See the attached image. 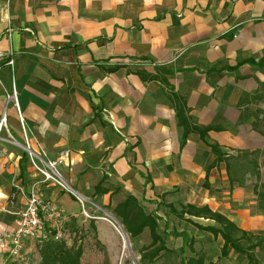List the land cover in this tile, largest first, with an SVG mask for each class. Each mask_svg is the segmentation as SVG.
I'll list each match as a JSON object with an SVG mask.
<instances>
[{"label": "crops", "instance_id": "1", "mask_svg": "<svg viewBox=\"0 0 264 264\" xmlns=\"http://www.w3.org/2000/svg\"><path fill=\"white\" fill-rule=\"evenodd\" d=\"M9 52L13 67L0 61V232L15 227L32 186L75 217L60 203L76 200L22 162L21 121L47 159L69 153L61 171L72 189L114 207L134 197L168 249L192 232L167 205L207 206L247 230L246 182L230 183L223 163L204 182L216 159L208 144L229 155L264 146V0H0V53ZM13 90L18 109L7 101ZM170 92L193 125L222 131L190 133L182 145ZM102 182L108 194L94 197ZM96 231L102 239L98 221Z\"/></svg>", "mask_w": 264, "mask_h": 264}, {"label": "trees", "instance_id": "2", "mask_svg": "<svg viewBox=\"0 0 264 264\" xmlns=\"http://www.w3.org/2000/svg\"><path fill=\"white\" fill-rule=\"evenodd\" d=\"M137 75L144 82L159 81L161 84L167 86L166 81L163 78H159L158 76L148 75L144 72H137ZM168 96L174 104L178 125L183 130L182 145L185 143L186 137L190 133H196L202 140H204L208 132L222 131L221 127H200L193 125L190 122L188 116V108L186 107L185 102L173 92H170ZM257 98L259 97H254L252 99L255 100ZM246 104V98L242 97L238 103V107L241 108ZM244 117L245 114H242L241 119L243 120ZM208 146L210 147L212 153L216 156V159L207 169L204 186H209L207 180L208 173L212 169L219 167V165L222 163L225 165L229 182L237 183L239 186H244V174H239L238 170L240 168L239 161L241 157L238 155H229L228 153L224 152L218 145L208 144ZM261 154V151L255 150L249 155L245 156L246 158H248L249 156L256 157ZM26 160L27 155L25 152H22V162ZM250 163L252 165L253 175L258 179L259 167L257 164V159L253 158ZM108 192L109 191L103 187L102 182L94 188L93 196L100 197L108 194ZM253 193L256 196L257 200L264 202V193L258 192L256 185L254 186ZM167 207L169 208L170 214L176 216L179 220L185 222V224L193 226L198 231L211 233L215 238L219 236L223 242L220 248V257L227 258L230 251H233L238 258L245 259L246 264H260L256 256V249L260 248L262 244H264V242L261 241V238L259 236L252 235L238 228L236 224L229 220L225 215L219 212H214L207 206L196 207L188 204L181 205L178 211L172 205H167ZM112 214L116 219L119 220L124 231L130 239L138 238L145 229L148 230L150 243L139 249V260L137 264H155L162 257L178 256L174 249H168L165 246L164 239H162L157 234V224L155 217L150 214H146L144 208L134 197L128 196L124 201L118 203L113 208ZM186 216L189 218L210 220L214 222L218 226V228L202 227L193 222L191 219H187ZM70 227H72L71 231L75 233L77 232V230L74 231V218L72 219L71 223H63L62 225L63 229H67ZM89 228L91 231L96 233L94 221H90ZM177 236L182 238L184 241V244L178 249L180 255L179 264H205V256L194 250V242L188 237V235L186 233H180ZM185 246L192 254V256L185 257ZM83 253L84 251L82 245H77L76 241L71 246H68L65 241H50L39 245L40 264H82L81 259Z\"/></svg>", "mask_w": 264, "mask_h": 264}, {"label": "rangeland", "instance_id": "3", "mask_svg": "<svg viewBox=\"0 0 264 264\" xmlns=\"http://www.w3.org/2000/svg\"><path fill=\"white\" fill-rule=\"evenodd\" d=\"M260 148L261 149L259 151H261L262 154L256 157L249 156L246 158L245 155H249L251 153L249 151L233 155H238L241 157L239 161L240 168L238 170L239 174H244L247 187L246 191L248 192L247 203H245L246 205L243 204V208L241 209H246V211H248L247 217H244V219H247L248 222L245 227L247 229L246 232L255 236H259L261 241L264 242V202L257 200L253 193L255 185L257 186L258 192L264 193V146ZM253 158L257 159V164L259 167L258 179L253 175L252 172V165L250 161L253 160ZM86 202H84V207H82L78 201L76 202L71 200L68 195L63 196L60 203L61 207L68 213H75V217L70 216V218L64 214V222L69 224L74 218V231L77 230V232L75 233L71 231L72 227L64 229L63 231L67 234H64L62 241H65L68 246H71L75 241L77 245H82L84 251L81 259L82 264H134V261L137 263L139 260V249L150 243L149 234H143L139 239H130L128 237L129 244L127 245L126 243L124 247V241L121 235H119L114 227L109 223L111 222L114 224V226H118L114 222L113 218H111V216L115 218V216L112 214L114 206L111 204L102 205V202L100 203L98 199L93 198H90V200H87ZM84 212L88 215V217L84 216ZM101 219L107 221L113 234L115 235V240L104 237V229L106 228L107 224L105 222L99 221ZM90 221H94L95 227L96 222L98 221V233L102 236V239L99 238L97 231L94 233L90 230ZM117 221L119 222L118 219ZM198 225L202 227L218 228L217 225L206 224L203 222ZM184 226L187 230L192 232L190 233L191 236L188 234L187 235L194 242V250L205 256V264H246L245 259L238 258L233 251H230L227 258L220 257V248L223 242L219 236L215 238L211 233L198 231L196 228H190L189 225L186 224H184ZM113 243L114 245L111 246ZM39 245L42 244L27 242L25 249L16 259L9 258L7 253L1 252L0 264H40ZM129 245L130 247H128ZM171 247V249L176 251L178 256L162 257L155 264H179L180 255L178 249L181 246ZM184 248L185 257L192 256L187 247L185 246ZM256 256L260 264H264V244H262L260 248L256 249Z\"/></svg>", "mask_w": 264, "mask_h": 264}, {"label": "built area", "instance_id": "4", "mask_svg": "<svg viewBox=\"0 0 264 264\" xmlns=\"http://www.w3.org/2000/svg\"><path fill=\"white\" fill-rule=\"evenodd\" d=\"M0 61H6L5 64L7 66L13 67V53H0ZM7 101L13 102L15 108L18 109L14 90L7 96ZM7 123V114L4 112L0 116V135L2 132H7ZM21 125L24 129V140L20 147L23 149V152L26 153L31 167L39 174L41 182L55 185L72 196L84 207V202H86L87 199L68 185L61 172V167L69 159V153L63 152L56 159H47L46 154L39 145H37V148L32 147L31 138L27 136L22 121ZM1 139L0 136V140ZM9 140L17 145L11 136H9ZM84 216L88 217L85 212ZM64 220L65 217L62 209L52 202L44 201L39 195L36 187L32 186L27 194L26 207L19 213L15 222V227L10 231L0 232V252H5L9 258L16 259L25 249L27 242L38 244L50 241L61 242L64 234H67L62 228L63 223H65ZM109 223L114 226L111 222Z\"/></svg>", "mask_w": 264, "mask_h": 264}, {"label": "bare ground", "instance_id": "5", "mask_svg": "<svg viewBox=\"0 0 264 264\" xmlns=\"http://www.w3.org/2000/svg\"><path fill=\"white\" fill-rule=\"evenodd\" d=\"M112 226H113V225H112ZM113 227H114V229L118 232V234L121 235V237H122V239H123V241H124V247H125V245H126V238H125V236H124V233H123L122 228H120V227H118V226H113Z\"/></svg>", "mask_w": 264, "mask_h": 264}, {"label": "water", "instance_id": "6", "mask_svg": "<svg viewBox=\"0 0 264 264\" xmlns=\"http://www.w3.org/2000/svg\"><path fill=\"white\" fill-rule=\"evenodd\" d=\"M111 218H113L114 222H115L120 228H122L123 233H124V236H125V238H126V243H127V245H128V244H129V243H128V236H127L126 232L124 231L122 225H121V224L117 221V219H115L113 216H111ZM128 247H130V245H129ZM134 264H137V263L134 261Z\"/></svg>", "mask_w": 264, "mask_h": 264}]
</instances>
